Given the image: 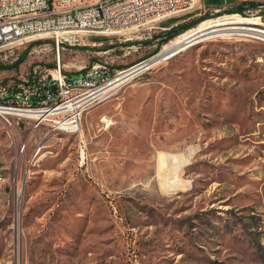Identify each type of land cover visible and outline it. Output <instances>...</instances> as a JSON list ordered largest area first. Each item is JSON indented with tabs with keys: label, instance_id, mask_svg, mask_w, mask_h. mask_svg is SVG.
<instances>
[{
	"label": "rangeland",
	"instance_id": "rangeland-1",
	"mask_svg": "<svg viewBox=\"0 0 264 264\" xmlns=\"http://www.w3.org/2000/svg\"><path fill=\"white\" fill-rule=\"evenodd\" d=\"M237 1L123 36L81 34L59 54L52 38H23L0 50V64L23 58L0 84L29 87L59 56L67 74L126 68L224 16L264 28V6L241 13ZM151 66L78 132L0 122V264H264V39L212 36Z\"/></svg>",
	"mask_w": 264,
	"mask_h": 264
},
{
	"label": "built area",
	"instance_id": "built-area-1",
	"mask_svg": "<svg viewBox=\"0 0 264 264\" xmlns=\"http://www.w3.org/2000/svg\"><path fill=\"white\" fill-rule=\"evenodd\" d=\"M253 1L264 6V0ZM202 4V0H95L88 5L64 8V0H0V50L23 38L37 36L52 38L59 54L60 46L73 44L81 33L123 36L142 27H154L165 18L189 14ZM149 59L121 69L94 63L74 75L63 70L59 56L51 75L37 81L34 75L29 87L14 80L0 84V107L17 114V125H10L8 119L0 122L17 128L27 119L40 117V124L34 127L51 124L55 129L78 132L81 129L73 127L76 119L153 67L147 66L133 77L118 81L127 70L145 66ZM93 87H100L98 101H88V91ZM26 150L27 141L21 140L19 152Z\"/></svg>",
	"mask_w": 264,
	"mask_h": 264
},
{
	"label": "bare ground",
	"instance_id": "bare-ground-1",
	"mask_svg": "<svg viewBox=\"0 0 264 264\" xmlns=\"http://www.w3.org/2000/svg\"><path fill=\"white\" fill-rule=\"evenodd\" d=\"M89 1H95V0H64V8H73V6L88 5ZM244 21H247V20L241 16L229 15V16H224L221 18H217V19H214L211 21L204 22L198 28H196V29L194 28L193 30H191L185 34H182V35L178 36L177 38H175L174 40L170 41L169 43L165 44L158 54H156L155 56H153L152 58H150L148 60V63L145 66H141V67L134 66V67L130 68L129 70H127L125 73H123L119 77L118 81H124L126 79H129V78L133 77L134 75L142 72L147 66H151V65H153V63L160 61L161 59H164L167 56H171V55H173V54H175L181 50L186 49L187 47H190V46H192L198 42H201V41H203L209 37H212V36H219V35H223V34H235V33L239 34L240 33V34H243L244 36L245 35L257 36L259 38L262 37L264 39V28H260V27H256V26L252 25V24L258 23L257 21H255V22H244ZM240 22H243L241 24H245L243 26H246V27H239L237 25H233L235 23H240ZM228 24H232V25H228ZM224 25H227V26L223 27ZM250 25H252L253 27ZM251 28H255V29H251ZM81 34H84V33H81ZM99 95H100V87H93L92 90L88 91V101H98ZM0 119H8V123L10 125H17V114L13 113L12 110L7 109L6 107H0ZM76 121L77 122H75L73 127L80 129L81 128V126H80L81 121L79 118H77ZM25 123L26 124L27 123L32 124L33 126L40 124V117H33L30 119H27L24 122V124ZM10 128L13 129L16 127H10ZM63 130L69 132V129H63ZM192 153L193 152L191 151V154ZM81 154H82V158H84L85 151L83 150L81 152ZM175 156L173 158H175ZM170 157H169V159H170ZM162 160H164V159H162ZM167 161H169V160L167 159ZM165 164H167V163H165ZM0 188H1V175H0Z\"/></svg>",
	"mask_w": 264,
	"mask_h": 264
},
{
	"label": "trees",
	"instance_id": "trees-1",
	"mask_svg": "<svg viewBox=\"0 0 264 264\" xmlns=\"http://www.w3.org/2000/svg\"><path fill=\"white\" fill-rule=\"evenodd\" d=\"M228 3H231L233 0H226ZM205 6H209V7H217L214 5H222V1L220 0H204ZM258 3L256 2H247V1H241L237 7L235 8L237 12H241V13H245L244 11H246L245 9L247 7H251V6H257ZM202 17L199 18H195L189 22H185L182 24H178L175 25L173 27H171L167 32H165V34L163 35V39L164 41H168L170 39H172L175 35H177L180 31L185 30L191 26H193L196 22H198ZM177 20V18H170L166 23V26H169L171 24H173L175 21ZM102 38V37H101ZM103 39V38H102ZM105 48H108L107 46H105ZM23 58L18 59L17 61H15L13 64L11 65H4V64H0V68H14L17 67L19 65V63L22 61ZM50 66H54V64H50Z\"/></svg>",
	"mask_w": 264,
	"mask_h": 264
},
{
	"label": "crops",
	"instance_id": "crops-1",
	"mask_svg": "<svg viewBox=\"0 0 264 264\" xmlns=\"http://www.w3.org/2000/svg\"><path fill=\"white\" fill-rule=\"evenodd\" d=\"M220 1H222L223 3H222V5H214V6H217V7H226L227 5H231V3H228L226 0H220ZM239 1V0H238ZM237 1V2H238ZM242 1H247V2H255V1H253V0H242ZM202 3L205 5V3H204V0H202ZM256 3H258V2H256ZM260 3H258V5H259Z\"/></svg>",
	"mask_w": 264,
	"mask_h": 264
},
{
	"label": "water",
	"instance_id": "water-1",
	"mask_svg": "<svg viewBox=\"0 0 264 264\" xmlns=\"http://www.w3.org/2000/svg\"><path fill=\"white\" fill-rule=\"evenodd\" d=\"M159 53V52H158ZM158 53H156V54H158ZM156 54H154V55H152L151 57H153V56H155ZM151 57H149V58H151ZM17 193V192H16ZM18 194V193H17Z\"/></svg>",
	"mask_w": 264,
	"mask_h": 264
}]
</instances>
